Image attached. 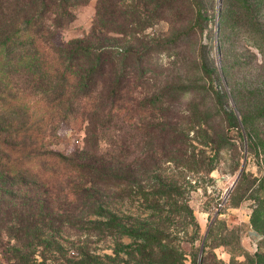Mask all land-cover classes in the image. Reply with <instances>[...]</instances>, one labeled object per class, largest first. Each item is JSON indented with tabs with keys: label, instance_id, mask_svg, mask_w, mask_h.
I'll return each mask as SVG.
<instances>
[{
	"label": "trees",
	"instance_id": "obj_1",
	"mask_svg": "<svg viewBox=\"0 0 264 264\" xmlns=\"http://www.w3.org/2000/svg\"><path fill=\"white\" fill-rule=\"evenodd\" d=\"M90 1L0 0V264H107L80 246L71 261L70 238L84 233L112 238L117 258L124 254L134 264H201L218 223L203 249L191 245L185 261L175 220L182 215L194 238L199 225L189 204L179 203V186L161 184L156 191L173 204L172 215L155 225L117 214L105 200L148 197L142 181L166 158L209 164L210 172L231 131L243 136L241 123L252 145L253 132L264 133V0H220L218 8L217 0H133L131 10L123 0H97L91 35L57 45L72 8ZM160 23L171 25L164 39H143L123 51L109 43L110 31L129 35ZM205 31L212 43L217 38L237 109L223 99L228 94L219 86ZM217 117L224 138L207 137L206 148L179 127L185 119L209 125ZM63 119L84 129L83 155L53 149L49 128ZM244 178L245 171L234 193ZM257 206L264 213V202ZM253 226L262 233L264 216L253 217ZM241 254L242 261L233 255L216 264H264L262 247Z\"/></svg>",
	"mask_w": 264,
	"mask_h": 264
},
{
	"label": "rangeland",
	"instance_id": "obj_2",
	"mask_svg": "<svg viewBox=\"0 0 264 264\" xmlns=\"http://www.w3.org/2000/svg\"><path fill=\"white\" fill-rule=\"evenodd\" d=\"M218 3H220V0H217V8ZM96 4L97 0H91L86 4L73 7V20L59 28L55 36V43L62 45L73 38L90 36L97 10ZM122 5L129 8V10L135 8L133 0H123ZM170 27L171 25L168 23H160L142 32L134 31L132 34L124 35L110 31L107 36L109 37V43L115 50L123 51L129 46H140L143 39H164L169 35ZM208 28L214 29L216 33L217 28L214 24L209 25ZM207 33L208 31L204 33V42L212 45L211 57L215 61L217 72L221 77L219 86L221 89H225L228 94V97L223 99L227 105L229 104L230 108H236V101L231 93V86H229L227 75L223 71L217 38L214 37L212 43ZM131 36H135V38ZM193 45L194 39L188 41L185 51L187 59ZM164 57L167 58V55H164ZM179 76L180 74L176 72L172 74L174 79ZM237 76L242 79L243 73H237ZM255 76H257V72ZM186 102L188 103L189 101ZM251 105L250 103L248 109L253 108ZM214 113L216 111L213 110L210 115H214ZM237 115L239 116L238 112ZM220 118H215L209 125L204 123L199 125L194 120L185 119L180 123L179 127L186 135L193 138L199 147L206 148L207 146L204 142L207 137L224 138L223 130L220 126ZM70 121L69 119H63L50 126L49 133L52 147L66 156L83 155L85 149L84 129L80 128L78 121L75 123L72 121L73 124ZM216 122H218L217 126L215 125ZM239 127L243 136L236 131H231L230 138L227 141L229 143L228 148L226 147L218 153L214 169L210 172H207L206 168H204L208 167L209 164L199 166L183 160L175 161L171 160V158H166L161 160L158 167L149 172L148 178L142 181V185L145 186V190L149 194L148 197L140 192L124 199L108 196L107 200H105L106 205L119 215L129 216L136 221L155 225L160 220V216L172 215L169 214V210L172 209L171 204H173L171 199L167 201L164 197L158 195L156 191L161 184L179 186L183 193L178 200L179 203L189 204L199 225L198 238H194L193 226L188 224L182 215L177 216L175 220L176 224L173 226V230L178 237V245L187 258L185 261H190L192 244H194L195 248L200 247L203 249L209 229L215 222L218 223V232L216 230L209 238V246L206 247L204 254H200L199 263L216 264L220 260L228 262L233 255L242 261L244 260V256L241 254L242 250L251 254H255L260 247L264 250V229L263 232L261 231L262 233H257L253 226V217L262 220L264 216L263 211H261L263 206H257L258 203L264 202V187L260 186L264 180V154L262 152L264 133L260 132L256 135L254 131L252 145L245 131V125L241 123ZM107 142V140H102L100 144H102V147L109 149L110 146ZM249 144L252 145L251 150L249 149ZM201 157L202 153L198 155V158ZM242 168L246 173V178L243 179L238 190L234 193V189L242 174H240ZM248 185L249 187H247ZM123 241L125 243L132 242L128 237H124ZM68 244L67 247L71 248L69 252L72 256L70 257L71 261L75 260L77 262L79 256H77L76 247L80 246L86 247L91 253L100 256L107 264H134L124 254H120L119 258H117L118 256L116 255L118 254H115L113 250L115 242L112 238H102L94 234L88 235L84 233L70 238V243ZM6 248L7 246L4 245V252L5 250L7 251ZM106 254L111 255L112 259L115 258L119 261L115 260L113 262L112 259L105 257ZM0 258L4 261L3 255L1 256L0 254ZM46 264L56 263L47 262Z\"/></svg>",
	"mask_w": 264,
	"mask_h": 264
},
{
	"label": "water",
	"instance_id": "obj_3",
	"mask_svg": "<svg viewBox=\"0 0 264 264\" xmlns=\"http://www.w3.org/2000/svg\"><path fill=\"white\" fill-rule=\"evenodd\" d=\"M242 171H243V168H242V170H241L240 174L242 173ZM239 176H240V175H239Z\"/></svg>",
	"mask_w": 264,
	"mask_h": 264
}]
</instances>
